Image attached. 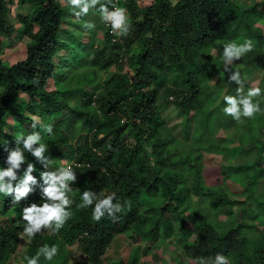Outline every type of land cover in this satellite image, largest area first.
<instances>
[{"label": "trees", "instance_id": "1", "mask_svg": "<svg viewBox=\"0 0 264 264\" xmlns=\"http://www.w3.org/2000/svg\"><path fill=\"white\" fill-rule=\"evenodd\" d=\"M62 1L19 0L21 7L35 9L20 16L22 27L18 28L10 17V0H0V37L9 40L18 33L31 39L24 60L9 66L0 59V171L11 167L12 151L19 148L25 156L16 179L5 178L13 192L0 193V264H11L18 252L26 264L24 257L35 256L45 244L58 246L59 252L52 261L41 256L39 264H140L143 243H150L147 251L155 253L162 236L172 233L174 220L182 226L180 247L187 264L217 253L225 255L229 264H264V233L256 225L263 217L264 199L250 192L252 182H246L248 188L240 195L233 194L224 183L232 174L222 179L215 170L205 169L201 151L211 150L208 145H198L195 153L179 152L175 147L179 141L163 115L171 103L184 120L186 137L191 138L192 122L202 120L211 95L219 97L207 79L222 68L224 44L242 40L264 44L263 31L257 27L264 20V0L249 6L237 0H151L143 9L137 7L139 0H119L129 14L130 28L113 41L105 27L103 45L96 48L92 62L103 72L116 70L101 84L95 70L83 80L82 74L70 78L65 72L83 69L86 49L76 55L80 60L70 62L60 74L62 60H69L74 47L60 37L65 15L72 11ZM214 50L218 51L216 61ZM256 60L246 54L234 61L232 69ZM124 65L132 71L124 73ZM228 77L226 85L232 83ZM73 78L77 85L67 87ZM81 93L78 104H73L72 98ZM33 116L39 118L35 128ZM11 117L17 119V130L6 135L3 129L12 126ZM255 124L260 132L262 120L256 119ZM48 125L52 133L44 130ZM33 132H39L40 142L47 146L46 160L72 165L77 176L68 193L73 216L59 233L42 229L31 239H21L23 208L46 200L40 176L47 171L44 162L25 150L23 141L16 142ZM263 154L264 142L258 155L248 154L253 160L249 168L261 167ZM29 163L37 183L29 184V195L14 203L15 189L22 186ZM211 172L216 178L206 185L205 173L209 177ZM86 190L114 193L113 202L123 205L118 218L114 221L105 215L97 222L92 219L94 205L79 208ZM194 196L205 206L195 207ZM248 199L253 201L250 208ZM220 216L237 217L238 224L223 229L213 221ZM121 235H127L137 248L128 259L111 261L106 257L108 249ZM74 246L84 260L74 255Z\"/></svg>", "mask_w": 264, "mask_h": 264}, {"label": "rangeland", "instance_id": "2", "mask_svg": "<svg viewBox=\"0 0 264 264\" xmlns=\"http://www.w3.org/2000/svg\"><path fill=\"white\" fill-rule=\"evenodd\" d=\"M259 1L261 0H237L239 4L245 6L253 5L255 2ZM105 2L106 0H101V3ZM137 2V7L143 9L150 4L151 0H139ZM62 4L71 7L65 0L62 1ZM99 7L100 5L98 4L95 8L90 9L87 15L81 16L80 18L74 16L73 10L65 15V22L60 37L64 43L72 46L74 45V47H72L73 52H69V60H62L63 63L60 64L62 72L60 74L64 75L63 67L66 68L68 64L72 65L70 62L75 64L76 60H80L76 55L82 54L84 49H86L89 54L87 57L82 58V63L85 65L83 69H74L75 71L72 69V72H69L71 71L70 68L65 69V72L70 78L77 74L83 75L82 80L84 78H91L92 75H90V72L95 70L97 73V84H101L104 79L108 78L115 72L116 67L111 68L107 72H103L100 68L95 67L92 62L93 55L97 50L96 48L103 45L102 43L106 27L105 23L101 20L98 11ZM34 9V7H30L29 5L21 7L19 0H10V17L12 22L15 23L18 28L22 27L19 19L20 16L28 15L29 13H32ZM127 16L129 17L128 13ZM87 23H93L95 27L88 29L85 27V24ZM257 27L263 31L262 36H264V20L260 21L257 24ZM30 42V38L18 33L14 35L13 39L11 38L9 40L0 37V59L9 66L24 60L27 56V45ZM243 42H245V40L238 42V44ZM252 43L253 50L247 54L256 56L257 60L250 61L247 64L246 62H243L238 66L240 69H232L235 66L234 62L229 67L230 70L234 72H239V70L242 71L241 80L243 81L245 93L253 86L259 87L262 90V95L260 97L253 98L254 102L259 100L261 108L260 112L255 113L251 118L241 117L240 121L234 120L231 116H228L223 112V108L226 106L223 99L224 96H236L239 85L235 84V82L226 85L228 83L227 77L230 72L225 71V65L221 57L222 68L218 70L217 73H213L207 79L211 91H214L219 97L217 98L215 95H211L212 97L204 106V113L201 115L202 120H194L192 122L191 138L186 137L184 120L178 115L171 103L169 106L165 107L163 115L167 122L168 129L179 141L178 143L175 142V147L179 152L188 153L192 151L195 153L197 152V149L200 148L198 145H208V147L212 148L211 150L208 148L207 150L205 149L206 152L201 151V153H203V158L201 157V159L205 169L210 171L215 170L218 176L221 175L220 178L222 179L225 177L224 174L228 177L232 174V176L227 178L224 183L233 194L240 195L245 188H248L246 182H252L253 185L250 192L252 194L254 193L257 197L264 199V161L262 162L261 167L249 168L252 163L251 161L253 160L251 159L250 161V159H248V154H251V156L258 155L260 144L264 142V44H258L255 40ZM213 54L215 55L214 61L219 59L217 57V50H214ZM63 55L67 56L65 52H63ZM130 71H132L131 68L124 65V73ZM173 80L174 78L171 79V81ZM76 85L77 81L73 78V84L67 87H75ZM216 92H218V94ZM81 96L82 93L74 96L72 99L75 100L72 103L77 105V101ZM256 119L262 120V128L260 129V132L255 130ZM15 120H17L15 117H11L9 123L12 126H4L3 131L6 135L11 133V131L13 132L17 130ZM189 129H191V126ZM61 165L62 164L60 163H53L45 168L48 172H55L58 170L57 167H60ZM205 175L207 180L206 185H212L211 182L216 178L215 173L211 172V174L208 175L209 177H207V173H205ZM202 202L201 198L194 196L193 203L195 207L200 208L205 206ZM252 202V199H248L249 208L251 207ZM253 215L255 214H251V216ZM261 215L263 217L256 222V225H258L264 233V213L262 212ZM213 221L223 229L238 224L237 217L227 218L225 216H220L218 219H213ZM186 227L191 228V224L187 223ZM253 229L257 231L256 228ZM182 238L181 223L179 220H174L172 233L162 236V242L158 245V249L155 253H153L152 250L147 251L149 246H151L150 243H143L140 264H187L188 261H186L183 256L180 247ZM189 241L193 243L195 238L192 237ZM136 248L137 246L134 245L133 241L129 239L127 235H121L118 236L114 243L109 247L106 257L111 261H119L123 258L128 259L129 255H132ZM71 250L79 259H85L76 246L72 247ZM11 264H23L19 252Z\"/></svg>", "mask_w": 264, "mask_h": 264}, {"label": "clouds", "instance_id": "3", "mask_svg": "<svg viewBox=\"0 0 264 264\" xmlns=\"http://www.w3.org/2000/svg\"><path fill=\"white\" fill-rule=\"evenodd\" d=\"M67 3L71 6L76 18L87 15L90 9L95 8L99 4L98 11L101 20L105 24L110 25L114 34L125 35L129 31L130 23L127 9L118 6L113 0H106L105 3H101V0H67ZM85 27L92 29L95 25L87 23ZM252 50L253 43L251 40H246L240 44L230 41L223 46L222 60L225 65V71L230 72L228 79L230 82H235V84L239 85L236 96H224L223 99L226 106L223 108V112L236 121H240L241 117L251 118L255 113L261 111L259 100L254 102L253 98L260 97L262 90L259 87L253 86L245 93L240 73L231 71L229 67L234 61L240 60ZM32 120L34 121L32 127L35 128L39 122V118L33 116ZM44 130L52 133V126H45ZM21 141H23V148L30 152L33 157L43 161L46 168L54 163L53 160H46L44 158L43 154L47 146L40 142L41 135L39 132H33L26 137H21L16 142L20 144ZM34 145L39 146L34 148ZM8 163L11 167L0 171V193L6 196L13 192V187L10 182H5V178H8L9 181L16 179V170L19 169L22 163H25L23 151L19 148L16 151H12L8 157ZM63 164H67V162L62 161ZM76 167H79V165H76ZM57 169L55 172L46 171L40 174L44 185H46L42 189L46 200L39 205L32 203L30 206L23 208L21 217L22 221L25 222V226L22 233H20L21 239L25 237L31 239L40 233L42 229H49L54 234L59 233L65 223L72 218L71 205L73 201L69 198L68 193L72 191L70 183H75L77 176L71 164L57 167ZM33 171L34 166L29 163L22 186H18L15 189L14 203H18L22 198L29 195L32 191L29 184L37 183L36 179L30 174ZM114 200H116L114 193L110 195L100 193L98 195L94 191L86 190L81 196V203L78 207L84 209L94 205L92 208V219L94 221L99 222L105 215L115 221L118 218L116 213L122 211L123 205L119 202L114 203ZM58 252V246L45 244L38 249L35 256H25L24 260L26 264H39L40 257L42 256L46 261H52ZM191 264H229V261L225 255L217 253L214 257H197L191 261Z\"/></svg>", "mask_w": 264, "mask_h": 264}, {"label": "built area", "instance_id": "4", "mask_svg": "<svg viewBox=\"0 0 264 264\" xmlns=\"http://www.w3.org/2000/svg\"><path fill=\"white\" fill-rule=\"evenodd\" d=\"M113 2L116 3L118 6H120V5H119V0H113ZM120 7H121V6H120ZM127 13H128V12H127ZM106 28L108 29V31H109V33L111 34V36H113V37H114V36H118V35H116V34L113 33V31H112L110 25L106 24ZM115 40H116V38L114 37V38H113V41H115Z\"/></svg>", "mask_w": 264, "mask_h": 264}]
</instances>
